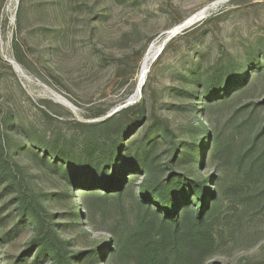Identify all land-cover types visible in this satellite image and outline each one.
<instances>
[{
	"label": "rangeland",
	"instance_id": "374dc122",
	"mask_svg": "<svg viewBox=\"0 0 264 264\" xmlns=\"http://www.w3.org/2000/svg\"><path fill=\"white\" fill-rule=\"evenodd\" d=\"M115 144L109 189L55 167ZM37 218L72 264H264V0H0V264H57Z\"/></svg>",
	"mask_w": 264,
	"mask_h": 264
},
{
	"label": "trees",
	"instance_id": "16d2710c",
	"mask_svg": "<svg viewBox=\"0 0 264 264\" xmlns=\"http://www.w3.org/2000/svg\"><path fill=\"white\" fill-rule=\"evenodd\" d=\"M212 80L214 82L213 85L209 87L208 90L205 92L207 97L209 96L210 98L216 95L218 96V98L227 97L230 95V92H231L230 89L236 86V84L234 85V83L231 81H228V83L221 84L218 82V79L216 77L212 78ZM237 85H241V82H239V80H238ZM195 149L196 148L192 146L189 152L184 154L185 156H182L183 160L187 161L188 159L192 158V156L194 155L193 153ZM79 151L80 152H78V154H80L81 156L85 155L86 157L84 158L86 159V164L84 165L85 167H82V166L80 167L82 170L84 169L87 171H81L80 168H76L75 172L71 171L70 166H69L70 165L69 161H67L68 159L70 160L71 158L69 155L55 158V153L54 152L51 153L52 154L51 156H54L55 158L54 159L55 167L61 170L63 176L69 181L76 180L75 183L83 184L88 188L89 187L93 188L96 186L104 185L106 181H108L107 182L108 184H106L107 186L106 185L105 186L108 187V189H109V186H112V185L114 186L115 184L114 178H119V174L116 173L115 175H109V177H106L105 176V174H107L106 172L99 173L97 169L101 167L102 165H106V164L108 166L109 164L114 165L119 159H121V156H120L121 150L119 149V146L115 144V146L112 149H110L107 154L100 156V158H96V157L93 158L91 155H88L87 153L88 151H86L85 149H81ZM65 164L67 165L65 166ZM133 165L137 166L136 164H133ZM80 178L84 180L78 182L77 180ZM171 181L174 182L176 186L172 187L171 186L172 183L169 181V183H167L166 185H161L157 188L152 189V192L154 191V195L157 196L159 199L158 202L160 206L166 209L167 216L171 217L172 213L176 211L177 205H179L178 197L176 195H173L176 188L182 191V195L184 196L187 195V193L189 192L191 193L192 191H195L198 193L197 194L198 200L200 199L202 201H205L207 197V195H205L206 188H207L206 184H202V183L200 184L193 180L187 181L185 177L180 174L172 178ZM189 201H190V196L185 200V203L188 204ZM26 207L29 208L32 206L28 204ZM37 219H38L37 221L39 223L41 231L43 232H41L39 236H37L33 240L31 245L39 246V250H40L39 254L44 255L50 251L55 252L58 256L57 264H72L71 258L67 256L66 254H62L60 249H57V244L55 243V239H53L52 233L46 230L45 222L40 218H37ZM193 228H195V230H198L195 226ZM196 234H198V232H196ZM199 235L200 236L198 238H201L202 235L201 234ZM145 264H150V263L147 262ZM151 264H155V262H152Z\"/></svg>",
	"mask_w": 264,
	"mask_h": 264
},
{
	"label": "bare ground",
	"instance_id": "6f19581e",
	"mask_svg": "<svg viewBox=\"0 0 264 264\" xmlns=\"http://www.w3.org/2000/svg\"><path fill=\"white\" fill-rule=\"evenodd\" d=\"M12 2H14V1H16V0H11ZM192 22V21H191ZM151 51H153V50H149L148 51V53H147V55H146V58H145V60H144V63H143V67H142V70H141V74H142V76H141V80H144V77H145V72H146V69H147V66H148V63H149V61H150V59H151V56H153V55H151ZM140 86V85H139ZM138 86V89H140V87ZM138 89H137V91L136 92H138Z\"/></svg>",
	"mask_w": 264,
	"mask_h": 264
}]
</instances>
